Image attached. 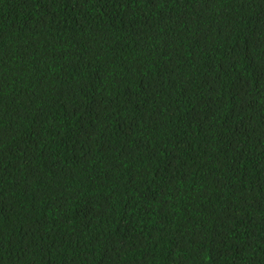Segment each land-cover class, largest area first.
I'll return each mask as SVG.
<instances>
[{"label":"trees","instance_id":"obj_1","mask_svg":"<svg viewBox=\"0 0 264 264\" xmlns=\"http://www.w3.org/2000/svg\"><path fill=\"white\" fill-rule=\"evenodd\" d=\"M0 264H264V0H0Z\"/></svg>","mask_w":264,"mask_h":264}]
</instances>
